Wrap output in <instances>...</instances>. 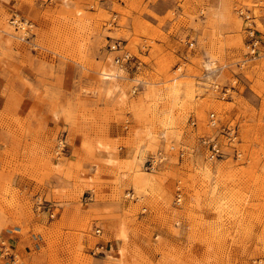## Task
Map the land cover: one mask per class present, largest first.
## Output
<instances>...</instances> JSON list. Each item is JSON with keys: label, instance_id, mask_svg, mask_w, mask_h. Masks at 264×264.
Instances as JSON below:
<instances>
[{"label": "rangeland", "instance_id": "1", "mask_svg": "<svg viewBox=\"0 0 264 264\" xmlns=\"http://www.w3.org/2000/svg\"><path fill=\"white\" fill-rule=\"evenodd\" d=\"M0 100V226L41 242L15 264L264 260V0H0Z\"/></svg>", "mask_w": 264, "mask_h": 264}, {"label": "crops", "instance_id": "2", "mask_svg": "<svg viewBox=\"0 0 264 264\" xmlns=\"http://www.w3.org/2000/svg\"><path fill=\"white\" fill-rule=\"evenodd\" d=\"M108 72L107 70H105ZM112 71V70H109ZM32 73L29 71V75ZM116 87H114V91L111 93L110 96H112L116 92ZM4 106V102L0 100V111L2 110ZM24 106L25 107H31V106H36L32 101L30 100H25L24 101ZM50 118V116H49ZM42 122H48L47 121V114H43L41 117ZM40 121V120H39ZM56 123L60 124L62 123L61 119L55 120ZM61 127V126H60ZM10 136L7 134L6 130L4 128H0V171L4 169L6 166V160H8V155H10V152L8 151L9 147L8 143H5V141L8 140ZM4 142V143H3ZM71 151L66 152V156H70ZM22 167L20 165H17L15 161L12 159L10 160V175L14 174L15 170H20ZM6 169H9V167H6ZM24 169V168H23ZM14 181L16 182L15 184H20L21 187L23 186H33L35 182L30 180L28 177H22L19 175L13 176ZM61 185V184H60ZM45 186H48V182H46ZM11 219V218H10ZM11 222V220H10ZM0 264H15V256H10V254H6V244L11 245L12 249L14 251L21 252L25 255L29 253L32 250H36L38 246H41V242L38 238L30 236V238H25L22 233L21 229H18L17 226H12L10 223L9 225H4L3 227L0 226ZM111 232L110 234H116L115 238L112 241V246H114V250H119V248L122 247V240H121V231L123 227L121 226L120 223L114 222L111 225ZM119 237V238H118Z\"/></svg>", "mask_w": 264, "mask_h": 264}, {"label": "built area", "instance_id": "3", "mask_svg": "<svg viewBox=\"0 0 264 264\" xmlns=\"http://www.w3.org/2000/svg\"><path fill=\"white\" fill-rule=\"evenodd\" d=\"M249 32H250V41L248 43V50L250 52L251 56H254L257 52V40L255 39V32L252 28H249ZM110 50L112 52H118L121 51V43H114L112 45H110ZM131 60L130 56L127 55H120V56H116L114 62L117 65H123L124 63H129V61ZM210 125L212 127H216V128H220L221 133L225 135L227 142L229 144H233L236 142L237 139V132L235 128H231V127H227V126H221V122L220 120L217 118V116L212 113L210 115V119H209ZM221 126V127H220ZM203 143L206 144L208 146V159L211 161H216V160H220L221 158L224 157L225 153L222 147V144L219 142L217 136L214 137H210L207 139L203 140ZM166 160V157L160 152L155 156H152L151 158H149L144 166L148 171H152L155 170L160 164H162L164 161ZM41 207V205H40ZM53 213L51 214V217H53ZM96 234H101V230L100 229H96ZM105 249V245L104 244H97L95 251H94V255L98 254V255H103ZM98 251V252H96ZM6 254L7 251H5ZM253 264H264V260H256Z\"/></svg>", "mask_w": 264, "mask_h": 264}, {"label": "bare ground", "instance_id": "4", "mask_svg": "<svg viewBox=\"0 0 264 264\" xmlns=\"http://www.w3.org/2000/svg\"><path fill=\"white\" fill-rule=\"evenodd\" d=\"M102 76L104 79H108V78H111L113 76V74H108V73H102ZM109 161V160H108ZM111 162V161H109ZM119 238V237H118ZM121 250V248H119Z\"/></svg>", "mask_w": 264, "mask_h": 264}]
</instances>
